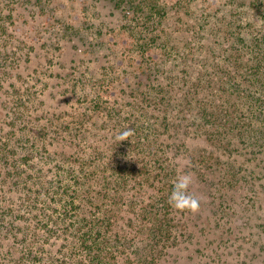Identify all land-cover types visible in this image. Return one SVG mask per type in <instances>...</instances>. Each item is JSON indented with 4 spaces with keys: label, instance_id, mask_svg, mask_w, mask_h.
<instances>
[{
    "label": "trees",
    "instance_id": "trees-1",
    "mask_svg": "<svg viewBox=\"0 0 264 264\" xmlns=\"http://www.w3.org/2000/svg\"><path fill=\"white\" fill-rule=\"evenodd\" d=\"M102 1L121 23L93 44L108 50L104 74L65 81L82 108L59 123L28 119L25 156L0 143L20 195L18 215L0 207V233L21 239L5 250L16 264H161L184 235V212L168 203L174 181L210 180L218 154L233 157L239 140L264 151V0ZM94 116L103 132L89 126ZM189 133L213 146V159L189 148ZM225 173L217 181L238 177ZM55 238L61 246L44 252Z\"/></svg>",
    "mask_w": 264,
    "mask_h": 264
},
{
    "label": "rangeland",
    "instance_id": "rangeland-1",
    "mask_svg": "<svg viewBox=\"0 0 264 264\" xmlns=\"http://www.w3.org/2000/svg\"><path fill=\"white\" fill-rule=\"evenodd\" d=\"M58 1L0 0V143L9 141L17 147L18 157L28 154L24 147L29 143L19 139L26 137L28 119L38 123L50 116L59 123L69 120L73 109L82 108L85 101L69 91L65 81L75 77L96 80L104 74L108 50L93 44L100 30L120 27L119 13L102 0H66L65 8L64 0ZM70 22L75 29L68 33ZM20 97L28 99L26 104ZM19 108L25 111L23 115L17 113ZM90 121L91 128L103 132L102 119L94 116ZM185 141L191 149L207 147L212 159L216 155L210 152L209 142L190 133ZM238 142L239 147H228L233 157L218 154L220 167L207 175L210 180L191 174L189 192L198 199L199 211H183L184 235L162 254L161 264H264V151L258 146L252 151L241 144L243 140ZM229 167L237 179L217 181ZM7 178L0 164V207L10 206L18 215L20 195ZM1 242L0 264H16L18 254L5 250L18 246L20 237L4 231ZM61 242L57 238L46 241L44 252L51 254Z\"/></svg>",
    "mask_w": 264,
    "mask_h": 264
},
{
    "label": "clouds",
    "instance_id": "clouds-1",
    "mask_svg": "<svg viewBox=\"0 0 264 264\" xmlns=\"http://www.w3.org/2000/svg\"><path fill=\"white\" fill-rule=\"evenodd\" d=\"M133 132L131 129H127L117 136L118 141L128 139ZM192 175L185 173L180 175L173 183L172 191L169 195L168 203L171 207L178 211H190L196 213L199 211V201L192 195L188 189L192 184Z\"/></svg>",
    "mask_w": 264,
    "mask_h": 264
}]
</instances>
